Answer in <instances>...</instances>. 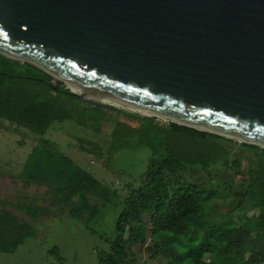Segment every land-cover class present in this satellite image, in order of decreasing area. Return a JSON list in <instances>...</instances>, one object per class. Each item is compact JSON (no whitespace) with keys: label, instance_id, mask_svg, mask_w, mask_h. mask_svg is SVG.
<instances>
[{"label":"trees","instance_id":"obj_1","mask_svg":"<svg viewBox=\"0 0 264 264\" xmlns=\"http://www.w3.org/2000/svg\"><path fill=\"white\" fill-rule=\"evenodd\" d=\"M106 118L113 121L108 149L81 138V151L107 163L123 150L146 147L151 156L140 184L128 186L115 236L108 249L98 253V264H264V148L173 122L163 125L151 116L89 105L39 68L0 54V130L5 121L42 138L54 123L70 120L98 135ZM216 164L232 168L238 177L248 176V190L238 195L236 205L244 215L218 211L216 220L209 203L222 193L169 179L190 167L206 171ZM19 177L24 187H46L49 196L48 206H15L32 220L65 212L88 223L100 212L94 201L119 199L110 186L43 138ZM8 206L13 204L0 200V254L15 253L35 235L32 225L20 221ZM254 209L256 215L245 216Z\"/></svg>","mask_w":264,"mask_h":264},{"label":"water","instance_id":"obj_2","mask_svg":"<svg viewBox=\"0 0 264 264\" xmlns=\"http://www.w3.org/2000/svg\"><path fill=\"white\" fill-rule=\"evenodd\" d=\"M0 54L89 105L264 148V0H0Z\"/></svg>","mask_w":264,"mask_h":264},{"label":"rangeland","instance_id":"obj_3","mask_svg":"<svg viewBox=\"0 0 264 264\" xmlns=\"http://www.w3.org/2000/svg\"><path fill=\"white\" fill-rule=\"evenodd\" d=\"M63 86L69 90L66 84L63 83ZM118 109L140 116L154 117L156 122L163 125L172 122L167 118L128 108L118 107ZM1 126L0 200L12 203L13 206H8L7 209L15 212L20 221L29 222L35 235L25 240L15 253L0 254V264H98V253L106 251L109 247L108 242L115 236L117 217L122 210L121 203L127 196L128 186L137 187L147 169L151 156L150 149L143 147L135 151L123 150L107 163L106 159L81 151L79 139L99 141L104 145V150H107L113 121L106 118L102 126L103 133L98 135L70 120L54 123L42 138L48 140L57 151L69 157L95 179L110 186L118 193L119 199L114 198L103 204L94 201L99 205L100 212L98 217L88 223L71 218L65 212L54 217L40 216L32 220L27 213L19 211L15 206L17 204L48 206L49 196L46 194V187L37 185L24 187L19 177L33 147L38 145L42 138L5 121L1 122ZM246 166L247 161L244 158L242 168ZM169 179L171 183L195 184L203 186L205 190L217 189L222 193L219 199L209 203V211L214 214L216 220L219 219L218 211L229 213L233 210L234 215H244L236 205L240 200L238 195L248 190L247 175L238 177L232 168L216 164L206 171L200 167H190L185 172L169 176ZM257 213V209H254L247 211L245 216L250 217ZM234 219L238 223L242 222L237 216ZM142 258L147 261L148 256L143 255Z\"/></svg>","mask_w":264,"mask_h":264},{"label":"bare ground","instance_id":"obj_4","mask_svg":"<svg viewBox=\"0 0 264 264\" xmlns=\"http://www.w3.org/2000/svg\"><path fill=\"white\" fill-rule=\"evenodd\" d=\"M66 85L69 87V89H71L72 91L76 92V93H79V94H83L79 89H77L73 84H70L68 82H66ZM102 102V101H100ZM103 103H108V104H111V105H114L116 107H123V108H128V109H131V110H134V111H139L141 113H145V114H149V112H146V111H143V110H139V109H136L130 105H127V104H119V103H110V102H103ZM159 117H162V118H167V117H163V116H160ZM169 119V118H167ZM171 120V119H169Z\"/></svg>","mask_w":264,"mask_h":264}]
</instances>
